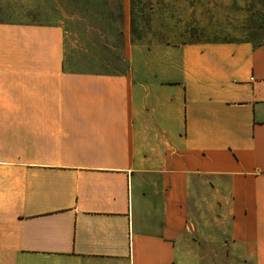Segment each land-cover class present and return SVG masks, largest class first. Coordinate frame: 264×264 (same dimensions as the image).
Masks as SVG:
<instances>
[{"label": "crops", "instance_id": "crops-1", "mask_svg": "<svg viewBox=\"0 0 264 264\" xmlns=\"http://www.w3.org/2000/svg\"><path fill=\"white\" fill-rule=\"evenodd\" d=\"M107 1L83 51L124 72L0 20V264H264V44L133 40Z\"/></svg>", "mask_w": 264, "mask_h": 264}, {"label": "rangeland", "instance_id": "rangeland-1", "mask_svg": "<svg viewBox=\"0 0 264 264\" xmlns=\"http://www.w3.org/2000/svg\"><path fill=\"white\" fill-rule=\"evenodd\" d=\"M144 20L135 27L141 38L172 45L212 40H249L264 44V0H143ZM82 0H0V19L57 24L65 33L68 70L124 72L127 63H101L83 51L91 46L88 26L103 22L83 12ZM105 25V24H104ZM105 27V26H104ZM90 50V49H89Z\"/></svg>", "mask_w": 264, "mask_h": 264}, {"label": "trees", "instance_id": "trees-1", "mask_svg": "<svg viewBox=\"0 0 264 264\" xmlns=\"http://www.w3.org/2000/svg\"><path fill=\"white\" fill-rule=\"evenodd\" d=\"M82 1H84V7H83L84 13L91 14L94 18H98V20L105 19L104 12L107 11L108 8L110 7L107 0H82ZM113 8L116 9V11H119L116 16L120 17V15H121V4L118 3L117 6H114ZM144 8H145V5H144L143 0H129L130 32H131L133 40L134 39H137V40L141 39V36L139 35L140 32L135 27V18L134 17H136L139 14L142 19H144V20L148 19L147 14L144 13ZM106 14L108 15L107 17H109V18H114V15H115L112 13L109 14V12ZM91 33L93 35L92 36L93 41L91 43V46H89L86 49L93 58L95 57L99 60H102L103 58L106 57L105 55H102L103 49H108L107 46L109 44H111L112 47H114V48L117 47V44H119L121 41V35H122L121 31L106 32V31H102L100 29H98V31L95 30ZM109 38H111L112 40L109 41ZM99 43L102 44V47L100 46ZM104 45H105V47H104ZM114 54L116 56L115 59L120 60L119 53L117 51H115Z\"/></svg>", "mask_w": 264, "mask_h": 264}]
</instances>
